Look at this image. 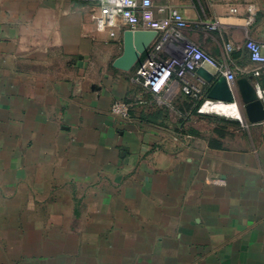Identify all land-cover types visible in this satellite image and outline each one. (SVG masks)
<instances>
[{
  "label": "crops",
  "instance_id": "0c3cea01",
  "mask_svg": "<svg viewBox=\"0 0 264 264\" xmlns=\"http://www.w3.org/2000/svg\"><path fill=\"white\" fill-rule=\"evenodd\" d=\"M153 1L192 35L219 24L206 46L220 58L231 45V72L264 102V66L244 48L264 44V0ZM94 10L0 0V264H264V122L239 98L219 117L179 86L146 91L137 65L114 67L124 32L100 30Z\"/></svg>",
  "mask_w": 264,
  "mask_h": 264
},
{
  "label": "built area",
  "instance_id": "2783aa9c",
  "mask_svg": "<svg viewBox=\"0 0 264 264\" xmlns=\"http://www.w3.org/2000/svg\"><path fill=\"white\" fill-rule=\"evenodd\" d=\"M94 2L92 20L100 30H108L112 37L119 31L148 30L158 32V37L151 46L162 41L167 35L186 42L182 33L189 29L191 24L177 7L156 6L153 0H94ZM250 10L253 11V7ZM244 48L253 63L264 66V44L248 39ZM228 49L231 51L233 47L228 45ZM204 63L217 67L221 76H225L230 84L235 83L236 78L227 63L217 62L211 55L188 43L176 57L167 56L165 59L152 54L146 55L137 64L132 81L157 96L165 91L172 93L174 87L179 86L184 93L200 101L204 94L205 82L200 80V84H193L190 77L195 76L197 69ZM217 103L218 101L205 100L204 108L212 112L211 108ZM111 112L116 117L129 118L131 104L117 100L113 103Z\"/></svg>",
  "mask_w": 264,
  "mask_h": 264
},
{
  "label": "water",
  "instance_id": "95a60500",
  "mask_svg": "<svg viewBox=\"0 0 264 264\" xmlns=\"http://www.w3.org/2000/svg\"><path fill=\"white\" fill-rule=\"evenodd\" d=\"M157 37L158 32L156 31H125L123 54L114 62V67L130 72L141 61ZM196 73L210 86L208 99L237 104L239 98L244 106L248 123L264 122V102L253 79L241 77L234 84H230L225 76H219L217 67L208 63L201 65Z\"/></svg>",
  "mask_w": 264,
  "mask_h": 264
},
{
  "label": "rangeland",
  "instance_id": "374dc122",
  "mask_svg": "<svg viewBox=\"0 0 264 264\" xmlns=\"http://www.w3.org/2000/svg\"><path fill=\"white\" fill-rule=\"evenodd\" d=\"M197 28L201 29L202 31L204 30V31L203 32H195L196 35H192L193 33H191V31L189 29L183 31L182 35H183V38L185 39L186 42H184L180 39H176L175 37L167 35L166 37H164V39H162V41H159L156 44H154L153 46H151L148 49L146 55L152 54L157 58L165 57V59L167 58V56L176 57V56L180 55L181 50H183V48L186 47V45L188 43V44H192V45L197 46L199 49L204 51L206 54L211 55L213 57V59H215L217 62L228 64L227 56H228V53L230 51L228 49L229 44L223 46L221 57L217 58L208 49V47L206 46V42H205L206 39H204V37H205L204 33H207L208 30L216 31L217 29H219V24L211 23L209 26H207V25L199 26L198 25ZM201 30H199V31H201ZM220 43H221V41H220ZM162 54H164L165 56H162ZM142 60H143V58H141V61ZM239 105L241 108L242 104H239ZM208 112L211 115L220 117V115H216L213 111L211 112L210 110H208ZM222 117H230V116H222Z\"/></svg>",
  "mask_w": 264,
  "mask_h": 264
},
{
  "label": "bare ground",
  "instance_id": "6f19581e",
  "mask_svg": "<svg viewBox=\"0 0 264 264\" xmlns=\"http://www.w3.org/2000/svg\"><path fill=\"white\" fill-rule=\"evenodd\" d=\"M212 111L220 116H238V112L236 110L235 105L225 102H218L215 106L212 107Z\"/></svg>",
  "mask_w": 264,
  "mask_h": 264
},
{
  "label": "trees",
  "instance_id": "16d2710c",
  "mask_svg": "<svg viewBox=\"0 0 264 264\" xmlns=\"http://www.w3.org/2000/svg\"><path fill=\"white\" fill-rule=\"evenodd\" d=\"M145 57H146V55L143 56L142 58L144 59ZM209 90H210V86L205 89V93L203 94L202 99L200 101H198V103H199L198 107L201 106L205 102V100H209L208 99ZM156 114L159 116V111Z\"/></svg>",
  "mask_w": 264,
  "mask_h": 264
}]
</instances>
